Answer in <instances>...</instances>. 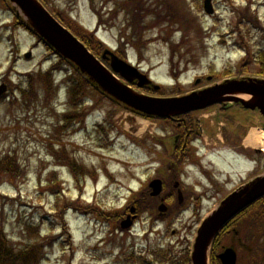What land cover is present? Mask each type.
I'll use <instances>...</instances> for the list:
<instances>
[{"label": "rangeland", "instance_id": "rangeland-1", "mask_svg": "<svg viewBox=\"0 0 264 264\" xmlns=\"http://www.w3.org/2000/svg\"><path fill=\"white\" fill-rule=\"evenodd\" d=\"M120 1L123 0H48L51 7L70 15L89 30H94L97 25L93 7H102L108 12ZM185 4L192 5L193 21L199 24L198 30H193V22L187 30L181 29L177 23L171 26L165 21L155 26V19L151 17L152 28L146 30L144 36L150 40L144 47L143 59L139 60L135 50L129 49L128 59L133 64L147 71L167 93L176 89L189 91L196 79H206L210 75L213 79L216 76L217 79L259 76L255 74L258 65L254 64L253 53L264 46L258 43L264 34V0H215L216 14L213 16L195 9L192 0H185ZM238 9H250L252 17L247 35L243 34L245 42L241 40L243 36L238 38L231 31L237 21ZM125 15V12H119L112 25L99 29L98 36L112 49L118 46L120 29H125ZM14 19L11 9L0 1V83L10 81L13 88L11 96L0 102V157L8 152L15 153L21 163H18L20 172L14 180L15 185L9 183L11 180L6 175L0 176V225L5 229L9 245L14 251L27 245L31 250L42 252L40 264H123L124 255L129 253L134 256L135 264H143V261L145 264H160L154 255L159 249L184 261L201 220L240 181L254 173H262L264 157L247 162L238 156L240 150L236 141H240L244 131L241 129L235 136L236 126L220 124L225 122L221 106L197 112L195 116L200 120L204 134L208 135L200 136L197 141L203 155L202 164L218 178L217 183L206 179L203 172L200 173L203 170L193 166L183 175L185 188L194 187L202 195L198 213L193 211L189 202L174 221H167L168 226L158 221L154 233L144 234L147 223H141L132 233L122 234L115 227L111 231L109 222L94 214L70 212L64 216L67 229H63L61 218L54 213L57 205H66L65 202L77 206L92 204L112 216L120 214L131 200L132 192L153 175L157 160L162 158L164 151L159 144L171 143L174 129L167 122L143 118L104 98L95 106L84 104L82 119L62 129L68 95L67 87L63 86L64 76L60 74L52 76L53 87L47 102L44 87L35 85L37 101L30 107L20 104L15 97L19 94L15 83L27 78L22 73L45 71L57 58L23 27L15 26ZM256 30L258 34L253 32ZM244 47L251 51L253 64H245ZM28 51L32 53L29 59L25 58ZM173 55L176 63L173 73L176 71L177 82L170 69ZM244 97L249 99L251 96ZM87 98L96 100L98 96L90 92ZM228 105L235 112L231 114L235 118L241 119L249 114L235 104ZM259 120L260 124L264 123L262 118ZM97 124H107L108 133H98ZM218 127L222 128L224 142L216 137ZM253 130L256 129L251 128L249 132ZM232 145L236 148L229 147ZM53 146L58 150L66 149L70 158L89 169L93 177L75 181L70 168L54 157ZM53 172L59 177L53 184L56 189L50 185ZM81 174V170L75 173L80 177ZM148 216L144 213L142 221H147ZM171 225L176 229L175 236L166 230ZM35 226L38 228L36 235ZM221 245L214 248L215 254Z\"/></svg>", "mask_w": 264, "mask_h": 264}, {"label": "water", "instance_id": "water-1", "mask_svg": "<svg viewBox=\"0 0 264 264\" xmlns=\"http://www.w3.org/2000/svg\"><path fill=\"white\" fill-rule=\"evenodd\" d=\"M9 1L18 5L35 31L50 43L58 53L77 64L104 91L137 111L148 115L172 117L214 103L233 100L242 102L248 108L255 109L258 107L264 114L263 80L226 81L223 84L199 92L172 98L146 97L133 93L129 88L117 82L100 61L69 30L62 26L38 0ZM27 56H30V54H27ZM102 57L104 59L110 58L112 69L129 82L138 80V86L153 85L155 90L160 88L158 85L152 84L147 76L142 74L136 67L122 60L110 50H105ZM6 89L5 84L0 85V95ZM238 93H251L254 98L248 102L233 96H226ZM151 186L154 187L153 194H158L161 191V181L156 180L151 183ZM262 197H264V175L241 187L222 201L220 207L205 219L198 230L192 255L193 264H208V250L213 238L232 218ZM161 207L163 209L164 206ZM130 225L131 221L126 220L122 226L127 228ZM219 257L222 259L223 264H236V252L232 248H227Z\"/></svg>", "mask_w": 264, "mask_h": 264}, {"label": "trees", "instance_id": "trees-1", "mask_svg": "<svg viewBox=\"0 0 264 264\" xmlns=\"http://www.w3.org/2000/svg\"><path fill=\"white\" fill-rule=\"evenodd\" d=\"M48 6V0H42ZM151 0H129L125 3L126 10V19L127 24L126 28L130 29L129 34L121 33L120 36V44L119 51L120 53L125 55V47L128 45L133 47L138 54L139 59L143 58L144 47L148 40L144 38L145 31L152 28L151 17L155 19L154 25H158L161 21H165L166 14L170 16L168 19L172 21H179L177 18L175 20L177 12L174 10L175 7H178L174 0H153L155 2L150 4ZM123 4V3H122ZM120 3H115L114 9L110 12L111 17L103 18L102 13L93 7L94 11L99 17V25L109 24L110 20L114 19L117 14L122 11ZM164 7L165 13H163ZM49 7V6H48ZM49 10L58 16L60 20L69 27L76 35H78L82 41L92 49V51L96 54H100L104 49L105 45L97 39L94 32H89L85 30L83 27H80L75 21L70 19L65 13L55 10L53 7H49ZM171 11V12H170ZM167 12V13H166ZM149 18V19H148ZM15 24L21 25L25 28H29V24L25 23L22 18L15 17ZM32 32V31H31ZM33 33V32H32ZM122 39L124 41H122ZM256 56L262 62L261 73L264 74V50L259 51ZM58 62L54 63L49 71L46 73H27L25 76L26 84L29 85L28 90H24L22 87H19L22 103L25 105H30L37 101V93L35 91V85H42L44 89H46V96L49 97L51 93V74L53 70H66L63 67V63L70 64L66 59L59 57ZM68 80L71 82L70 86V102L69 107L74 109V113L72 119H82L83 114L80 112L81 105L87 99V94L94 91L98 94L100 92L97 88L91 84L87 79L82 77L81 75H77L75 79L72 77H68ZM89 85L92 86L94 90H89ZM149 90V89H147ZM1 100V99H0ZM48 98L46 99V101ZM188 127L194 128V121L189 120ZM57 156V154H56ZM16 155L4 154L0 157V176L5 174L13 175L17 177L19 174L15 175V172L18 171L19 162ZM63 163L71 166L72 172H75L78 168L77 165L65 154L63 156ZM92 210V209H88ZM241 219V223H237V220ZM235 222V226L240 230V233L243 237V240L249 242L253 247V255L251 257L252 264H264V198L256 203L249 210L244 212L241 216H239L233 223ZM35 250H31L28 246L25 249L19 251L18 254H15L14 249L9 248L6 244L4 233L0 230V264H29L31 260V254H33ZM160 260L168 262L170 264H184L175 262L173 259L168 258L164 254H160Z\"/></svg>", "mask_w": 264, "mask_h": 264}, {"label": "flooded vegetation", "instance_id": "flooded-vegetation-1", "mask_svg": "<svg viewBox=\"0 0 264 264\" xmlns=\"http://www.w3.org/2000/svg\"><path fill=\"white\" fill-rule=\"evenodd\" d=\"M177 144H179V143H175V145H177ZM174 148V147H173ZM191 149H190V147L187 145V143H181V146L178 148V152L183 156V155H185V154H190L191 152ZM173 168H175V172H172V171H170L173 175H171V176H174V177H176V176H178V171H179V165L178 164H174L173 165ZM161 176L159 177V178H161L162 180H163V182L165 183V178L167 177V172H164V171H161L160 173H159ZM181 183L180 182H178V181H174L173 182V184H172V187H173V189H175V192H176V194H178V190L180 189V185ZM182 189V188H181ZM185 193H187V192H185ZM185 193H183V195H184V197H185ZM149 194H150V191H149ZM162 195L164 196H162V197H156L157 198V200H158V202H161L162 200H164V201H166V203H169V201H170V196H171V192H165V188L163 189V193H162ZM183 201L186 203V201H185V198L183 199ZM184 203H181V205H183ZM135 207H136V205H134ZM136 210H137V207H136ZM170 210H168V213L164 216L165 217V219L164 220H167V219H169L170 217H172L171 216V214H170V212H169ZM126 215L128 214L127 212L125 213ZM174 216V215H173Z\"/></svg>", "mask_w": 264, "mask_h": 264}, {"label": "bare ground", "instance_id": "bare-ground-1", "mask_svg": "<svg viewBox=\"0 0 264 264\" xmlns=\"http://www.w3.org/2000/svg\"><path fill=\"white\" fill-rule=\"evenodd\" d=\"M244 96H245V95H242L241 97L245 98ZM167 98H172V97H171V96H167ZM245 99H247V98H245ZM262 134H263V135H262ZM257 135H261L260 138H259V142H260L261 139H262V142H263V143H257V144H255V142H253V140H255L256 137H254V136H251L250 138H248V139L246 140V143L253 144L254 146H258V147L263 148V147H264V133H263V132H258ZM74 212H75V213H79V212H80V213H84V211L79 210V209H74Z\"/></svg>", "mask_w": 264, "mask_h": 264}]
</instances>
